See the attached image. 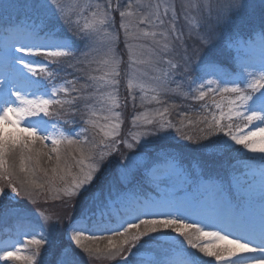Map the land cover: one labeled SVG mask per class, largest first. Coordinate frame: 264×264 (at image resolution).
I'll return each mask as SVG.
<instances>
[{"label":"snow or ice","instance_id":"obj_1","mask_svg":"<svg viewBox=\"0 0 264 264\" xmlns=\"http://www.w3.org/2000/svg\"><path fill=\"white\" fill-rule=\"evenodd\" d=\"M120 8L0 0V15L17 18L0 29V223L21 237L0 248V264H36L41 248L39 264H264V0ZM93 62L101 75L57 82ZM172 96L204 103L194 120L186 110L174 122ZM149 182L164 194L137 195Z\"/></svg>","mask_w":264,"mask_h":264},{"label":"rangeland","instance_id":"obj_2","mask_svg":"<svg viewBox=\"0 0 264 264\" xmlns=\"http://www.w3.org/2000/svg\"><path fill=\"white\" fill-rule=\"evenodd\" d=\"M6 2H11V0H6ZM62 2L68 4V3H72V2H76L78 4H85V3H104V0H62ZM132 2L135 4L136 3V0H132ZM140 3H146L147 0H139ZM178 3L181 2V0H177ZM116 3H119L121 5V8L119 10H123V7L124 5L127 3V0H114V7H115V4ZM119 10L117 11H114L112 13V15L114 16L115 18V21H116V28H117V31L119 32L120 34V42L117 44L116 48H117V54L120 55L122 57L123 60H127V54H126V48H125V45L123 43V31L119 28V24H120V17H119ZM135 10V8L133 9ZM16 13L14 11H10V14H3V15H0V29H2L6 24H15L16 23ZM66 35H72V33L70 32H66L65 33ZM9 36L10 38H15L17 36V33L15 32H10L9 33ZM2 43H3V34H2V31H0V46H2ZM77 55L79 56V52L77 53ZM168 58H172L171 56H168ZM99 59H101V56H97L96 57V60L98 61ZM74 63V61H72ZM141 69L145 70V71H148L150 74H152L151 72V69L149 68V66L147 65H140L139 66ZM158 67H160L161 69L163 68H166L167 65H164V64H160L158 65ZM101 68V65L97 62H93L91 63L90 65L86 66L83 68V70H81V66L80 65H77L76 68H66V69H62L59 73V79H58V83L61 82L63 79H78V85L79 84H83L84 83V75H85V72H87L88 74H91V75H96V76H99L102 74V72L99 70ZM121 68L122 70L126 68V65L122 64L121 65ZM123 74V72H122ZM125 84H126V78L123 79L121 81V86H120V95L121 97L123 98L124 96L127 95V91L125 89ZM182 96H172L170 99H169V103H172L173 100L175 99H180ZM217 99H219L217 97ZM201 105L204 103V101H200ZM145 108L147 109H152V108H155L157 107V105L155 104H146L144 106ZM189 107V106H188ZM138 111H143L144 109L142 108H138L137 109ZM188 111L189 112V117L186 118V119H195L196 118V115L199 113L200 111V108H199V111L196 109V108H188V109H184V108H181V107H177L175 109H171L170 111L172 112V115H171V119H173L174 122H177L178 121V113L180 112H184V111ZM132 106H131V102H129V105L128 107L125 109V123L124 125L122 126V132L123 133H127V131L130 129L131 127V114H132ZM175 113V114H173ZM100 115H103V113L101 112ZM76 123L74 124H71V125H68L69 128H78L80 126V117L79 116H76L74 117ZM242 121H235L234 122V125H236L237 123H241ZM241 128H243V123L242 125H240ZM251 128H253L254 130V126H251ZM249 129H246L245 128V132H247ZM184 131H186L188 134H192L193 136H196V135H199V131H198V127L197 126H185L184 128ZM173 135L175 136L176 140H179V133H175L173 131ZM181 144L183 143H186L185 141H180ZM239 147V146H237ZM135 151V150H133ZM121 152H124L125 154H131L128 152V150L124 149L123 146H121ZM243 155L247 156V155H251L249 153H243ZM150 184V187H148L147 189H150L149 191H152L154 189V186H151V182H149ZM163 187V186H162ZM157 190V189H156ZM146 191V189H145ZM144 191V192H145ZM144 192H140V193H137V195H143L145 194ZM50 208H49V211L51 212H55L57 214H60V215H63L64 214V208L65 206L62 205L59 201H50ZM47 207V206H46ZM70 214V213H69ZM211 224V223H209ZM206 231L208 230H214L213 228H206L205 229ZM21 237L19 236V233L17 234V236H14V237H7L6 239L4 240H0V248H3L5 246V243H13L17 240H19ZM103 243V242H101ZM18 247L20 245H17ZM23 254L25 255H30L31 254V248H25L24 249V252ZM44 257V248H41L40 250V256L36 258V264H39L40 260ZM212 261L214 258L213 257H205V260L207 261ZM115 261V259H106V258H99V259H94V260H90L89 261V264H107V263H111ZM15 264H20V262H15ZM217 264H219V262H217Z\"/></svg>","mask_w":264,"mask_h":264},{"label":"trees","instance_id":"obj_3","mask_svg":"<svg viewBox=\"0 0 264 264\" xmlns=\"http://www.w3.org/2000/svg\"><path fill=\"white\" fill-rule=\"evenodd\" d=\"M257 56H258V54H257ZM172 103H174L175 105H177V107H181V108H184V109H188L189 107L190 108H196L198 111H199V108H200V106H201V103H200V101H196V100H192V99H184V97H181L180 99H175V100H173L172 101ZM189 106V107H188ZM200 112V111H199ZM173 114H175V113H173ZM237 122H239V121H237ZM242 123L243 122H241V123H237L236 125H234V128H235V126H240V125H242ZM245 129H243V131H244ZM115 262H117V260H115V261H113V262H111L110 264H113V263H115ZM107 264H109V263H107Z\"/></svg>","mask_w":264,"mask_h":264}]
</instances>
